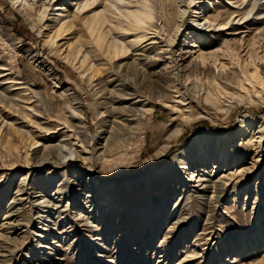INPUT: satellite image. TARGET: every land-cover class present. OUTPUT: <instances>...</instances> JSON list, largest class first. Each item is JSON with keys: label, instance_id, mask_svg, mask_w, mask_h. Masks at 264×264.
I'll use <instances>...</instances> for the list:
<instances>
[{"label": "rangeland", "instance_id": "374dc122", "mask_svg": "<svg viewBox=\"0 0 264 264\" xmlns=\"http://www.w3.org/2000/svg\"><path fill=\"white\" fill-rule=\"evenodd\" d=\"M261 78L264 0H0V264H264Z\"/></svg>", "mask_w": 264, "mask_h": 264}, {"label": "bare ground", "instance_id": "6f19581e", "mask_svg": "<svg viewBox=\"0 0 264 264\" xmlns=\"http://www.w3.org/2000/svg\"><path fill=\"white\" fill-rule=\"evenodd\" d=\"M199 14V11L196 9V11L194 12V15H198ZM146 17V16H145ZM139 18V17H138ZM144 18V17H143ZM135 19V18H134ZM138 23L139 24H143L144 23V20L141 18V19H138ZM210 27H213L212 25H209V26H207V28H210ZM95 30L96 31H98L99 30V28L98 27H95ZM100 31V30H99ZM101 38H100V36L98 37V42H101ZM164 51V50H163ZM162 53V52H161ZM144 64H145V62H144ZM139 71V69L136 67V69H135V74L137 73ZM261 80H262V82H263V84H264V78H261ZM195 154V153H194ZM223 156V155H222ZM206 158H208V156H206ZM206 160H208V159H206ZM192 165H193V163H192ZM164 172V171H163Z\"/></svg>", "mask_w": 264, "mask_h": 264}]
</instances>
